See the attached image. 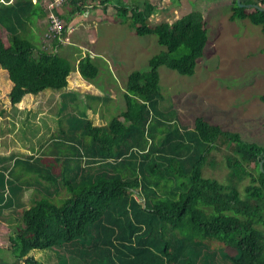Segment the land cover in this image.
<instances>
[{"label":"trees","instance_id":"obj_1","mask_svg":"<svg viewBox=\"0 0 264 264\" xmlns=\"http://www.w3.org/2000/svg\"><path fill=\"white\" fill-rule=\"evenodd\" d=\"M5 1L0 26L8 36L0 30V66L12 85L11 103L65 89L74 65L55 50L64 43L56 39L45 49L34 30L39 19L48 25L46 6ZM228 1L231 21L249 19L264 33V0H241L252 6ZM68 2L74 12L90 0L61 6ZM121 2L117 14L129 19L138 35L154 34L164 50L150 58L149 70L128 75L125 109L107 123L94 124L84 111L71 117L82 119L81 130L71 122L69 133L44 148L58 142L61 150L15 157L13 196L6 203L13 198L23 206V192L35 185L43 193L15 211L17 225L0 233L5 241L0 247L12 249L22 264H45L31 254L37 249L57 250V264H264V145L200 116L193 127L182 124L178 111L162 103L159 68L195 74L209 42L208 19L195 8L152 25L157 9L152 2L146 0L143 8ZM78 67L84 78L96 81L99 67L90 54ZM260 98L264 101V94ZM217 152L228 169L226 181L205 174L208 165L217 166ZM44 155L60 163V172L42 163ZM16 165L24 171L15 185ZM3 223L0 217V228Z\"/></svg>","mask_w":264,"mask_h":264},{"label":"rangeland","instance_id":"obj_2","mask_svg":"<svg viewBox=\"0 0 264 264\" xmlns=\"http://www.w3.org/2000/svg\"><path fill=\"white\" fill-rule=\"evenodd\" d=\"M149 1L157 7L149 19L152 25L164 20L173 21L195 8L202 10L208 19L209 42L205 56L199 60L195 74L188 76L166 66L159 68L163 105L176 109L182 124L193 127L195 119L200 116L209 122L220 124L226 130L241 134L245 140L264 145V101L260 98L264 94V33L261 26L252 23L249 19L231 21L229 19L231 3L224 0ZM0 2L6 1L0 0ZM141 2L142 0H122L121 4L133 6V3L141 4ZM111 12L115 13L113 9ZM117 13L118 11L112 15L116 18L115 23L108 25L107 22H103L99 26L98 43L94 46H86L93 49L95 46L103 47L109 44L106 51L99 50L107 56L97 58L102 72L96 80L104 96L99 98L103 102L99 113L87 112L94 124H105L114 114L125 109L121 90L126 85L125 79L128 73L137 69L149 70L150 58L164 50V46L158 43L154 34L144 36L132 34L130 20ZM37 25L45 28L47 26L44 20H38ZM0 30L3 38H6L8 36L6 29L0 26ZM37 32L38 38L43 37V42L40 43L43 46L46 42L44 39L46 31L39 29ZM73 42L70 44L72 52L78 53L73 58L82 56L83 53L91 54L86 47H80L78 41ZM121 54L127 56L124 66L122 60L117 61ZM135 54L137 57L129 62L128 58ZM107 59L117 63L122 74L118 76ZM3 70L0 66V195L4 194L5 198L4 201H0V217L4 220L0 233L6 230L10 232L11 227L17 225L15 211L29 206L34 198L43 193V191L37 192L39 186L35 185L23 192L21 197L23 206L17 207V199L13 198L11 204L6 203L12 195L9 181L12 178L10 169L14 165L15 157L41 154L43 151L49 152L55 148L61 150L62 146L58 142H54L47 149L42 145L57 135L69 133V124L73 122L71 117H81V113L84 112V105L80 103L92 102L85 96L72 99L70 96H59L60 92L54 91L44 102L47 103L45 108L38 107L43 104L41 99H36L33 103L27 102L31 97L25 99L23 103L25 105L17 108V105H13L9 99L12 85ZM110 94L118 96L120 105L116 108L113 106L114 103L111 106H104L111 99ZM62 102L67 106L60 110ZM71 126L74 130H81L82 119H77ZM80 126L81 129H78ZM215 154L218 164L216 167L208 165L205 174L226 181L228 169L220 162L223 155L220 152ZM42 163L52 165L57 173L61 170L60 163L55 161L52 155L42 156ZM22 171H24L23 166L14 167L15 185L16 177ZM0 242H5L1 235ZM32 253L45 264L59 262V252L55 249H37ZM0 264H22V261L12 249L3 246L0 247Z\"/></svg>","mask_w":264,"mask_h":264},{"label":"crops","instance_id":"obj_3","mask_svg":"<svg viewBox=\"0 0 264 264\" xmlns=\"http://www.w3.org/2000/svg\"><path fill=\"white\" fill-rule=\"evenodd\" d=\"M117 1L118 0H112L110 3L109 2L99 3V1L90 0L89 3L84 5V7L81 11H74V12L72 11V7L69 4L70 2L66 3L63 7L62 6L60 7V14L63 15L62 17L64 18V20L66 22V29L68 30L67 35L69 36L71 42L70 43H64L63 46H60V47H55V50L65 54L67 58L71 59L73 65H74V70L69 75L68 86L65 89L60 90V91L47 89L43 92H40L37 95L27 94V95H25L23 100L19 104H17V108L18 107L21 108L22 107L21 105H25V104H23V103H25V99L30 98V97L31 98L29 100H27V102L29 101L30 103H33L34 101H36V99H41L40 101L43 102V104L38 105V107L39 108L40 107L45 108V107H47V103H44V102L46 101V99H48L50 93L57 91V92H60L58 94L59 96L60 95H63V97L64 96H66V97L70 96L72 99L75 97L79 98L81 96L88 97L92 102H94V104L92 102H89V101L81 102L80 104L84 105V111L92 112V113H99L100 112V110H101L100 108H101L103 102L99 98L104 96V94H102L103 91L100 89L101 86L99 87L98 80H96L95 82H91V81L87 80L86 78H84L82 76L81 72L79 71V67H78L79 60L81 59V57H84L87 54L83 53L82 56L74 57L75 58L74 59L73 56L76 54L78 55V53H76L74 51L72 52V48L70 47V44L74 40L78 41L80 43V47H83V48L86 46H92V45L94 46V44H97L99 39H100L99 26L103 22L104 23L107 22L108 25L110 23L116 22V18L113 17L112 15L116 14V12H117V9H116ZM127 1H130V0H127ZM224 1L229 2L228 0H224ZM145 2H146V0H142V2H141L142 5L140 3H136V4L133 3V5L134 6H140L143 8ZM250 4H252V3H250ZM112 9L115 11V13L111 12ZM39 20H41V19H39ZM44 27L35 25L34 30L36 31L37 35H38L37 31L39 29L43 30V31L46 30V28H44ZM130 32L134 35H137V32L135 31L134 28H132L130 30ZM42 38L39 41H37L38 44L43 42ZM40 45L42 46V44H40ZM53 47H54V45L52 44L51 48H53ZM108 47H109V44H106L103 47L95 46V48H93V49L90 47H86L91 52V54H90L91 58H93V60L95 61V63L99 67V75L102 72V67H100V61L97 60V58H99V57L105 58L107 56L99 50L106 51V48H108ZM136 54L134 56H130V58H128L129 62H132L135 59V57H137ZM109 58H111V57H109ZM126 59H127V56L121 54L117 58V61L119 62L120 60H122L123 66H124L126 64ZM106 61H108L110 63V66L113 68V70L116 72V74L118 76L120 74H122L121 70L119 69L120 66L117 63H114V61L112 62L111 59H107ZM130 73L131 72H129L128 75ZM126 74H125V78H126ZM127 78H128V76H127ZM125 80H127V79H125ZM110 87H111V85L109 86V88ZM121 91H122L121 95L123 96V93L125 91V87H123ZM110 95H111V99L109 101H107L104 106H106V107L108 105L111 106L114 103L113 106H114V108H116V106L120 105L119 100H117L118 96L115 94H110ZM95 97L98 99H95ZM121 104H123V103H121ZM66 106L67 105H65V102H62V105H60V110ZM24 107H26V106H24ZM32 109H34V108L32 107ZM47 143L48 142L43 144L42 147L45 148ZM16 159L17 158L14 159V162Z\"/></svg>","mask_w":264,"mask_h":264},{"label":"built area","instance_id":"obj_4","mask_svg":"<svg viewBox=\"0 0 264 264\" xmlns=\"http://www.w3.org/2000/svg\"><path fill=\"white\" fill-rule=\"evenodd\" d=\"M41 1L42 4L48 9V25L44 35L46 42L43 44V48L47 49L52 47L54 40L58 39L62 43H70L71 40L68 35H63L66 22L64 18L56 11L67 0H33ZM70 32V31H69ZM50 47V48H51Z\"/></svg>","mask_w":264,"mask_h":264},{"label":"water","instance_id":"obj_5","mask_svg":"<svg viewBox=\"0 0 264 264\" xmlns=\"http://www.w3.org/2000/svg\"><path fill=\"white\" fill-rule=\"evenodd\" d=\"M239 1V3L241 4V5H248V6H252V5H254L253 3L252 4H243V3H241V0H238ZM256 5V4H255ZM257 6V5H256Z\"/></svg>","mask_w":264,"mask_h":264}]
</instances>
